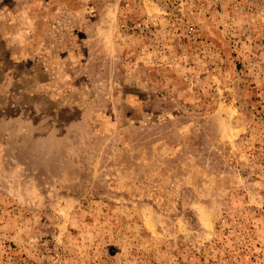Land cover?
<instances>
[{"label": "rangeland", "instance_id": "obj_1", "mask_svg": "<svg viewBox=\"0 0 264 264\" xmlns=\"http://www.w3.org/2000/svg\"><path fill=\"white\" fill-rule=\"evenodd\" d=\"M0 264H264V0H0Z\"/></svg>", "mask_w": 264, "mask_h": 264}]
</instances>
